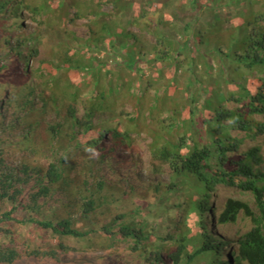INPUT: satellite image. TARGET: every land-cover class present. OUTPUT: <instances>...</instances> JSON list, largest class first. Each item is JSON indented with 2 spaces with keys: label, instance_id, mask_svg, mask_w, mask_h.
<instances>
[{
  "label": "trees",
  "instance_id": "obj_1",
  "mask_svg": "<svg viewBox=\"0 0 264 264\" xmlns=\"http://www.w3.org/2000/svg\"><path fill=\"white\" fill-rule=\"evenodd\" d=\"M49 30L57 49L43 59ZM171 87L175 121L155 114ZM142 130L154 182L121 173L147 165ZM260 139L264 0H0V264L89 251L223 264L204 209L219 226L251 220L224 264H264ZM222 189L250 193L258 213L227 193L217 212Z\"/></svg>",
  "mask_w": 264,
  "mask_h": 264
},
{
  "label": "rangeland",
  "instance_id": "obj_2",
  "mask_svg": "<svg viewBox=\"0 0 264 264\" xmlns=\"http://www.w3.org/2000/svg\"><path fill=\"white\" fill-rule=\"evenodd\" d=\"M84 22H80V24H83ZM60 25V23L56 20H53V23L50 25V28H54L55 30L58 29V26ZM25 26H29L30 31L33 30L34 25L31 22L26 23ZM73 30L77 33L78 37L84 38L86 37V32L87 29L85 27H83L82 25L78 26L77 28H73ZM45 34V35H44ZM57 35L51 34L50 30L46 31V33H43L42 35V42L40 45V52H41V58L46 59V58H50L51 55H53L54 53H56V44H57ZM173 87V85H172ZM168 88L167 92L164 93V96H167V99H163V98H158L160 99V105L164 103L170 99V97L176 92V90L174 88ZM161 109L156 110L155 114H157L158 116L160 115V117H166L167 119H169V121H175V117H174V113L175 111H181L182 109L179 107H176L175 105H169L168 109L170 111H167V109L163 107H160ZM125 109L127 110V112L131 111V106L126 105ZM177 114V113H176ZM148 113H146L144 115V117H147ZM174 117V118H173ZM181 117V116H179ZM152 118L147 119L148 121H151ZM183 121L182 119H178L175 127L177 128L179 126L182 127ZM173 128V127H172ZM186 130H189V126H187L185 128ZM171 130V129H170ZM169 130V131H170ZM137 135V134H136ZM136 140H137V145H136V152H138L137 154L141 156V158L143 159V161H145V163L147 164L145 165H140L137 168H135L132 171H129L125 168H122L121 173L125 176H128L129 179H132L135 175H134V171L137 172V176L141 177V182H148V181H156L159 179V177H157L155 174L151 173L149 170H147V166L150 162V143H151V139H150V132L148 133V131H143L141 133H139V135L135 136ZM263 141L260 139L259 141L252 143V145H263L264 143H262ZM263 154H264V145H263ZM122 156L127 157L126 153ZM163 179L165 181H167L169 179V174L163 176ZM140 182V183H141ZM229 194L232 197L244 200L245 202H248L253 211L257 214L258 211L256 209V206L254 204V200H253V196L250 193H243L240 192L239 190L236 189H222L219 192V197H216L215 195H213L210 200L211 203L217 208V212H220L225 201H226V197L224 194ZM138 203H142L143 201L137 200ZM205 213V218H208L209 215V210L205 209L204 210ZM222 235V237L224 238V240L226 242H231L232 244L235 242V240H237L240 236L244 235L246 232H248L251 228H252V223L251 220L249 218H246L245 215L242 213L239 216V219L236 223L234 224H228V225H224V226H219L217 227ZM51 240V244L50 246H53L57 243L56 239H52L51 237H48ZM46 248V247H45ZM125 245H121L120 249L123 251H125ZM21 251L24 250V247H20ZM48 249V248H47ZM227 250H231V247H227L222 246L220 247L219 251L224 252ZM62 259L60 263L54 262V261H50L47 259H36V258H24L22 260H19L16 264H121V263H125V264H130L128 263V261L130 260V258L126 261H120L118 256L116 255H111L106 251H95V252H91L89 251L87 254H83V253H71V254H62L61 255ZM222 260L225 258V255L221 256ZM133 264H137V263H133Z\"/></svg>",
  "mask_w": 264,
  "mask_h": 264
},
{
  "label": "clouds",
  "instance_id": "obj_3",
  "mask_svg": "<svg viewBox=\"0 0 264 264\" xmlns=\"http://www.w3.org/2000/svg\"><path fill=\"white\" fill-rule=\"evenodd\" d=\"M205 210V209H204ZM204 210H203V212H204ZM203 218H204V220L207 222V225H208V230L209 231H211L212 230V228H214V229H217V231L218 232H220L219 231V229L217 228V227H219V225H218V223H215V224H213L212 222H211V214H210V211H209V215H208V218H205V213H204V215H203ZM213 220V219H212ZM234 244V243H233ZM231 242H226L225 243V246H227V247H231V250H228V252H227V250L224 252V254H223V252H221V251H219L218 253H220L221 255H220V260L221 261H223L222 263L224 264V263H226V261L227 260H229V259H231L230 258V255H231V252L233 251V248H232V245H233ZM222 255H225V258L222 260V258H221V256Z\"/></svg>",
  "mask_w": 264,
  "mask_h": 264
},
{
  "label": "bare ground",
  "instance_id": "obj_4",
  "mask_svg": "<svg viewBox=\"0 0 264 264\" xmlns=\"http://www.w3.org/2000/svg\"><path fill=\"white\" fill-rule=\"evenodd\" d=\"M225 195V194H224Z\"/></svg>",
  "mask_w": 264,
  "mask_h": 264
}]
</instances>
